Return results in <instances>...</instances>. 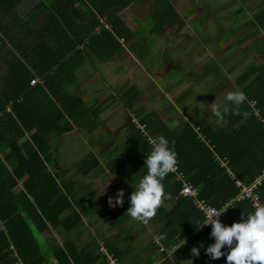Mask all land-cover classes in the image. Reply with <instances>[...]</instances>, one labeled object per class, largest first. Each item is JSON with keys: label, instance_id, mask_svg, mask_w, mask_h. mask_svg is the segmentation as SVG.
Wrapping results in <instances>:
<instances>
[{"label": "trees", "instance_id": "1", "mask_svg": "<svg viewBox=\"0 0 264 264\" xmlns=\"http://www.w3.org/2000/svg\"><path fill=\"white\" fill-rule=\"evenodd\" d=\"M239 1L235 11H241L250 4L249 14L253 16L250 29L246 26L243 28L249 35V40L244 41L247 56L251 53L259 56L258 60H247L246 69L232 79L247 99L234 107L225 106L228 111L223 114V119L212 115L213 108L196 112L194 116L189 115L188 120L181 119L178 122L177 131L169 130L167 125L163 129L156 127L150 113L137 111V117L129 110L137 121L145 125L146 133L136 126L128 111L125 127L129 135L127 153L134 163L131 165L137 182L147 171L144 163L146 154L151 151L150 141L163 135L174 147L178 169L199 187L200 195L217 208H222L224 202L238 192L233 176L247 183L264 169V0ZM64 2L69 3L68 0ZM96 2V5L101 2V6L105 5V0ZM235 2L231 0L227 5ZM0 6L5 4L0 3ZM96 8L100 15L105 14V6ZM72 12L69 17L71 20L60 30L51 27L54 15L52 19L49 17V23H38L37 19L29 22V29L23 32L28 33L27 36L20 33L11 41L13 48L9 51L12 52L1 55L0 131L7 134L4 141L7 140L9 154L0 157V264H111L105 253L98 250L97 239L94 242L91 239L88 242L84 240L81 244L79 236L84 229L82 217L95 211L92 206L96 201L91 205L81 203L84 198L77 196L79 190L69 188L58 172L49 170L47 162L51 148L47 134L50 130L63 133L74 125H80L78 118L81 115L78 117L72 111V102L69 100L72 94L75 95L69 85L76 77L77 68L83 66V60H90L92 56L95 63L98 59L109 58L114 50L120 53L124 50L120 38L126 40L129 35L118 32L116 36L111 32L108 23L114 25L115 17L112 22L97 19V16H94V21L88 22L87 19V22H82L78 18L73 20L74 16L79 15V10L72 6ZM207 12L204 8L202 15L207 17ZM215 25L213 22L210 28L207 27L204 40L206 37L209 40L213 38L208 48L214 55L220 48L227 49L223 53V57H227L231 54L230 49L238 50V45L232 40L227 41L229 37L222 41L216 33L219 28ZM218 25L221 28L219 22ZM75 26L82 27L81 36H71L76 33L73 31ZM1 40L5 44L4 39ZM241 61L240 57L224 70L214 64L210 73L223 77L237 68ZM210 62L207 61L206 65ZM32 79L37 81L32 84ZM208 79V86L217 80ZM132 89L134 92L137 90L135 86ZM206 97L205 94L201 96L202 100ZM225 107H221V110ZM65 115L68 119H65ZM31 129L35 130L34 148L29 150L19 139ZM101 151L103 156L110 152H105V149ZM217 156L225 159L224 167ZM109 164L113 163L110 161ZM113 169L111 167L109 171ZM25 174L20 188L14 190L18 178ZM162 183L165 192L171 194L163 202L171 205L167 207L162 203L159 207L160 222L156 235H163L164 238L158 241L165 247H171L187 236L185 246L191 244L200 249L199 255H193L195 264H226L225 256L213 260L204 251L214 240L210 236V224L197 226L200 222H206L203 211L195 208L189 198L178 197V200H174L180 182L171 172ZM258 193L260 201L264 203V182ZM124 199L130 201L129 196ZM252 210L249 200L236 201L222 211L219 219L230 225L247 218V213ZM53 232H58L61 242L46 237V234ZM179 248L177 253L184 250L183 245ZM106 250L117 259L115 252ZM160 251L165 257V252ZM51 256L55 258L54 263L50 260Z\"/></svg>", "mask_w": 264, "mask_h": 264}, {"label": "crops", "instance_id": "2", "mask_svg": "<svg viewBox=\"0 0 264 264\" xmlns=\"http://www.w3.org/2000/svg\"><path fill=\"white\" fill-rule=\"evenodd\" d=\"M64 1L62 3V0H0V3L5 4L3 7L0 6V64L2 60L1 55L12 52L11 50L9 51L10 48H13L11 41L15 37H18L20 33L27 36L28 33L25 34L23 32L29 27V22L37 19L38 23H45V21L46 23H49V17L51 18L52 15H54V17H52L53 19L51 18L53 20L51 27L53 26L55 30H60L67 21L71 20L69 17L71 13H73L72 6L79 10V15L74 16L73 20L78 18L82 22L83 20H86L87 22L88 19V22H91L94 16H97V19H106L107 22H112V18L115 17L116 21L114 22V25H110L111 23H108L111 32L116 36H118V32L125 34L128 33L129 38L126 40L120 38V41L124 46V50H121L120 53L119 50H114V54H112L109 58L96 60V62L102 64L103 67H94L96 62L94 63V59H92L94 57L92 56L90 57V60H83V66L77 68L75 73L76 77L69 85L71 92L75 95L72 94L69 100L72 102L70 104V106H72V111L78 115V117L81 115V117L78 118V121L80 120V125H74L70 120L71 124L74 125L71 130L63 133L50 130V133L47 134V141L50 144L49 147L51 148L47 166L52 172H58L61 180L69 187L70 182H67L69 170L66 172V168H63L65 164L61 163L62 153L60 150L61 146L64 144L63 141L67 136L78 132L81 133V131H79L80 128H87L86 132L91 133L89 130L94 127H105V135H107L105 137V142L103 140L101 143H97L101 145L96 150L101 151L105 149V151H107L111 149L110 152L105 153V158L111 160L113 157H117L121 154L119 152L121 149L116 145L118 144L117 142L112 141L110 136L113 133L118 132L124 137L125 143L128 142L127 138L129 135L126 133L125 128L127 126V110H132L137 117H139L136 113L137 111L140 113H148L147 108H149V110H159V107L157 106H153L152 109V104L156 101L154 96L160 95V98L164 100V97L166 96L168 99V91L172 87L182 86L179 90L180 95L175 99L176 105L174 108H171L170 106L172 111L183 112V116H179L177 118L178 122L181 118L188 120L190 116H194L197 113L202 112L203 110L198 107L196 108L195 106H192V108L189 109L188 105L191 106L197 100L192 99L194 96L193 94H197V90L193 89V87L194 85L197 86L199 81L207 80L209 78L208 73L212 74L210 73L212 67L206 65V62L211 61L213 65H217V62H215L214 53L207 47L206 44V40L210 45L213 41H210L207 37L206 40H202L200 36L204 34L206 35L207 27L210 28V23L213 22L208 19H203V17H205V15H202L206 6L205 0H187L186 6L181 5L182 0H105V10H103L105 13L104 15H100L96 8L97 6L98 8L104 7L101 6L102 2L101 4L98 3L96 5V1L98 0H68V4H65ZM10 5H13L14 7ZM175 5H179L180 9L176 8ZM137 7H143L141 17L138 16L140 13ZM184 10L186 11L183 13ZM150 14L153 15L154 20L157 22L152 28L149 27V23H146V25L144 24L145 26H142L143 23H138L143 16L149 17ZM83 15L85 19L83 18ZM194 21L198 24H191V22ZM214 21L217 20L215 19ZM216 25L220 28L217 23ZM73 31L76 33H72L71 36L82 35V27L80 26H75ZM212 31L213 33L215 32L214 30ZM148 33L154 37V40L150 41V43L155 46L150 47V45H147L148 42H146L144 38ZM1 39H4L5 44H3ZM222 51V48H220L217 50L216 55H219ZM224 52L226 51H223V53ZM153 53L157 54V56H154ZM183 55L184 57L182 58ZM145 56H148L145 60L148 67H144L142 65V58ZM188 66H191V70L188 69ZM101 70L105 71V75L101 72ZM103 76H105L104 79L107 83L104 88L102 87L104 91L101 92V90L98 89H100V86L104 83L102 81ZM141 77H145L147 80L143 81L141 80ZM210 78H215V76ZM200 83L202 84V82ZM185 85L189 87L186 88ZM119 86L120 89L125 87L126 92L132 91V87L135 86L137 89L135 94L138 96H133L130 100H128L126 96V104H123V108L120 109L116 118L113 117L115 111L114 99H117L119 94L114 93V90ZM148 88H150V95L144 96L148 94ZM150 96H152V98ZM209 96L203 100V97L201 98L200 96L199 100L205 102L210 98ZM144 97H148L149 99L144 100ZM142 100L146 103L145 109L140 106ZM190 100H194V102L188 103ZM168 101L172 102L173 100L171 99ZM164 103L167 108L166 110L168 111L169 105H167V101ZM149 113L152 115L151 112ZM160 118H164L163 115H161ZM65 119H68L67 115H65ZM171 125L173 126V123ZM178 128L179 126L176 127V129ZM34 129H36V127ZM34 129L26 131L19 139V142H24L27 146L26 148L29 150H31L32 147L34 148ZM86 132L81 133V138L85 140V143L87 142V139L84 137ZM4 138L7 139V134H3L0 131V157L2 158H4L5 154H9L8 143L7 140L4 141ZM42 145H44V142H42ZM111 152H117L118 154L113 156ZM106 163L104 164L105 166ZM101 164L102 163H99L98 161L95 162V159L93 158L84 165H79V167L83 169V173H88L89 175L94 168L98 167L99 169ZM131 166L132 165L126 168L116 165L117 174L119 173L121 177L118 184L121 186H119L118 189H113L111 184H106L107 181H105V192L108 190L106 194L107 196L110 195L116 197L118 190H123V202L121 204H114V206L112 205L109 208V211L111 209V211H114L115 215H119L120 212H126L127 208L130 206V201L127 202L124 198L128 196L130 197L131 192L135 190L136 183L133 180L135 171L134 169H131ZM77 172L78 171L73 169L71 187L69 188L74 189L73 180L77 181ZM128 172L129 177L126 178V174H128ZM25 176L26 174L21 178H18V183L14 187V190H18L20 188ZM89 189H92L94 193L99 194L97 189L92 187ZM84 190L85 189L83 188L81 189V191ZM178 199L179 198H177L176 194L174 196V200ZM107 201L109 202V200ZM108 202L106 204L111 205ZM165 203L166 202H163V204L167 207L171 205ZM122 204H124V207L121 210ZM261 204L264 203L261 201ZM251 205L253 206L252 203ZM158 211L159 208L157 209L156 214L146 223L147 228L150 229L152 235H149L148 238L143 237V239L140 234L137 235L134 232L132 236L137 237L134 244L126 241L128 239H126L125 234L123 235L122 233V235H120L119 233L114 232L111 234V232L109 233L111 229L107 230V233L105 234V247L106 249L115 252L117 256V259L115 260L117 263L119 259L121 260V257H124L128 251H131L132 245L136 246V254L138 255L137 260L142 264H149V261L152 260V257H154V254L152 253L154 249L152 247L153 244L156 245L160 251L159 248L163 246V244L154 240V235L158 232L160 222V213ZM125 215L126 216H123L124 219L130 218L127 213H125ZM143 224L145 223L143 222ZM109 236H111L109 242L112 245L107 242ZM59 239L60 240L56 239L58 243L61 242L60 236ZM187 240L188 238L185 236L180 242H178V244L171 246L173 248L171 250L166 248L169 246H163L165 250H168L169 257H163L162 259L166 258L165 261L161 259L162 261L160 260L155 264H165L168 259H170L169 262L180 264L182 261V257L180 255H182V253L186 255L185 256L183 254L185 256L184 261L190 260L189 262L191 263V260H193L195 256L192 253L194 246L187 244L188 246L186 247L185 242H187ZM97 241L99 246L104 243V241L98 238ZM154 241H156L157 244H155ZM182 245L184 246V252L182 251L177 253V251H180L179 247ZM201 258L203 257L201 256Z\"/></svg>", "mask_w": 264, "mask_h": 264}, {"label": "rangeland", "instance_id": "3", "mask_svg": "<svg viewBox=\"0 0 264 264\" xmlns=\"http://www.w3.org/2000/svg\"><path fill=\"white\" fill-rule=\"evenodd\" d=\"M180 1V0H179ZM178 1V3H179ZM186 1L187 0H182L181 5L182 6H186ZM231 0H205L206 6H205V10L208 11L207 13H209V15L205 18L203 17L204 20L208 19L210 21L221 25V28L218 29L217 25H215L217 27V31L216 33H218V37H220L222 39V41L226 40L227 37H229L227 39V41L232 40V42L238 45V50L234 49L232 51V49H230L231 54L227 55V57H223L222 53L223 51L227 50L224 48H222V52L219 55H214L215 56V62H217V66H220V68L222 70L226 69L229 65H231L232 63H234L235 61L239 60V58L241 57L242 61L238 64L237 68H234V70L227 75H223V77H218L216 78V76L214 74H208L209 78L210 77H214L217 79L215 82V84L213 85H209L208 86V81L207 80H202L198 82V85L193 87V89L197 90V94H193V98L192 99H197L195 102L194 100H190L188 103H193L191 106H189V109L192 108V106H195L196 108L198 107L201 110H209L211 108H213V104L219 105L220 107H225V106H232L234 107L236 104H234L231 101H228L225 99V96L228 92H235V91H240V87L237 84H234L232 79H234L235 77H238V75L244 71L246 69L245 65L247 60L249 59H256L258 60L259 56L257 53H251L250 56H247L248 51L246 53V45L244 44L245 40H249V35H246L245 30L243 29L245 26V28L250 29L251 26V21L253 20V16L251 14H249V9L251 7V5L249 4L248 7H243L242 10L240 11H235V8H237L238 4L240 3L239 0H236L235 3H233V5H227ZM176 8L180 9L179 5H175ZM138 8V7H137ZM139 10V15L141 17L142 15V11H143V7L138 8ZM186 10L183 11V13ZM237 15V16H236ZM161 18V17H160ZM217 21H214V20ZM144 20V21H142ZM237 21V22H236ZM213 22H211L210 24H212ZM139 24H142V26H145L146 23H149V27H153L155 23H157L154 20V17L152 14L149 15V17H145L143 16L139 22ZM197 25L198 23L191 22V24ZM145 24V25H144ZM248 25V26H247ZM232 27H234L235 29L232 30ZM147 29V28H146ZM149 30V29H147ZM236 30V31H235ZM235 31V32H234ZM201 39L204 40L205 38V34L204 35H200ZM154 37L148 33L147 36H145V41L148 42L147 45L150 47L151 46H155L154 44H151L150 41H153ZM251 38V37H250ZM213 38L210 39V41H212ZM207 47L209 46V43L206 41ZM230 44V42H229ZM200 46H201V42H200ZM231 46V44H230ZM240 46V47H239ZM245 46V47H243ZM154 56H157V54L153 53ZM204 55V54H203ZM209 55V54H207ZM184 57V55L182 56V58ZM223 57V58H222ZM142 58V57H141ZM148 58V56H145L142 58L143 62L142 65L144 67H148V64L145 62V60ZM203 59V58H202ZM196 65V64H195ZM209 67H214L215 65H213L211 62L208 64ZM94 67H103L102 64L97 63L95 64ZM152 67L154 68V66L152 65ZM189 67V68H188ZM187 68L189 70H191V66H188ZM101 72L104 73L105 75V71ZM188 74V73H187ZM105 76H103L102 81L104 82L101 86L100 89L104 91V87L106 85V81H105ZM124 79V78H123ZM156 79V78H155ZM141 80L145 81L147 80V78L145 77H141ZM108 81V80H107ZM110 81V80H109ZM202 82V84L200 83ZM186 88H188L189 86L185 85ZM103 87V88H102ZM182 86H174L172 87L169 91H168V99L166 98V96L164 97V99L160 98L159 96H154L155 98V102L152 104V109L153 106H157L159 107L158 109H154V110H149V108H147V112L149 114V112L152 113V120L155 123V126H160V129H163V127L165 125H167L169 127V129H173L175 131H177L176 127L178 124V117L179 116H183V112H175L172 111L171 108H174V106L176 105L175 99L178 98L179 94V90L181 89ZM117 89L114 90V93L119 94L117 99H114L115 102V111H114V116L116 117L118 112L120 111L121 108H123V104H126V96L127 99L130 100L133 96H138L137 94H135L134 91H130L128 94H126V89L125 87L120 89L119 87H116ZM151 88V87H150ZM147 90V95L144 96H149L150 95V91L149 89ZM202 94H205L207 96H209L210 98L208 100H206L205 102L200 101L199 97L202 96ZM214 94V95H213ZM152 98V96H150ZM144 100L149 99L148 97H144ZM167 99V100H166ZM173 100L172 102H169L168 100ZM165 101H167V105H169V109L168 111L166 110V106L164 105ZM230 102V103H229ZM163 103V104H162ZM164 105V106H163ZM141 108H146V103L142 102L140 103ZM187 108V107H186ZM182 109V108H181ZM128 111V110H127ZM129 113V111H128ZM134 113V112H133ZM129 115H131L129 113ZM163 115L164 118H160V116ZM172 115V116H171ZM117 118V117H116ZM182 119V118H181ZM105 120V119H104ZM173 123V126L171 125ZM81 133L82 132H86L87 128H80ZM91 133H85L84 137L87 139L85 143V140L82 139V135L81 133H74L72 135L67 136L64 141H63V145L61 146V153H62V161L61 163H64L65 166L63 168H66V172H68L69 170V174L67 177V182H70V186L71 187V179L73 177V169H75L77 172V181H74L73 187L74 189H80L77 196H81V198H84L81 203H87L86 205H91L93 202L96 201L95 205L92 206V208H95V211L93 212H88L85 214V217H82L83 220V225L84 229L81 230L80 233H83L82 235L79 236L81 244L84 240L88 241V240H93L94 239H100L105 242V234L107 233L108 229H111V231H109V233L114 232V233H119L120 235L125 234L126 236V241H129L130 243L134 244L136 242V238L132 236V234L135 232L137 235H141V237H145L148 238L149 235L151 236L152 233L150 231L149 228H147L146 223L143 224V222L141 221H137L134 218L130 217L127 219H124L123 216H126L125 213L127 212H120L119 215H115L114 211H109V208L114 204H115V197L110 196V195H106L108 190L105 192V181H107L106 184H111L113 189H118L119 186V181H120V175L119 173L117 174V169H116V165H119L121 167H130V165L133 163V161L129 158V154L127 153V148H126V144L124 141V137L122 136V134L116 132L113 133L110 138L112 139V141L117 142L118 144H116L117 146H119V148L121 150H119V152L121 154H119V156H115L118 153L117 152H111L113 154V157L111 160L106 159L105 155L103 156V151H99L96 150L98 149V147L101 144H97V143H101V141L104 140L105 142V137L107 135H105V127L99 126V127H94L91 130ZM92 147V149H91ZM104 150V149H103ZM111 150V149H110ZM108 151V150H107ZM106 152V151H105ZM97 159V161L101 164V167L98 169V167L94 168L93 171H91L88 175V173H83L82 172V168L79 167V165L81 164H85L87 162H89L91 159ZM119 158V159H118ZM112 162L113 164H109L107 165L108 162ZM107 162V163H106ZM106 163V166L104 165ZM134 164V163H133ZM111 167H114V169L112 171H109ZM131 169L133 168V165L131 166ZM103 172V174H102ZM125 176V175H124ZM129 177V172L128 174H126V178ZM114 180H113V179ZM125 178V179H126ZM116 179V180H115ZM133 180L135 181V183L137 182V177H136V173H134L133 175ZM90 187L95 188L98 190L99 194H96L93 192L92 189H89ZM85 189L84 191H81V189ZM106 195V198H105ZM113 198V203L111 205L106 204L109 200L110 197ZM109 203V202H108ZM124 207V204H122L121 206V210ZM71 231V229H70ZM76 231V230H74ZM73 232V229H72ZM70 232V233H72ZM58 232H53L52 234H46V237H50L51 241H54L56 239H59V236H57ZM108 233V234H109ZM156 241V234L154 235ZM111 236H109L108 241L110 239ZM83 238V240H82ZM144 239V238H143ZM62 240V238H61ZM122 241V240H121ZM135 241V242H134ZM156 241H154V243H156ZM85 242V241H84ZM110 243V242H109ZM111 244V243H110ZM112 245V244H111ZM152 247L154 248L152 253L154 254L152 257V260H150L149 264H155L158 261H160L163 256L164 253L159 251L158 248L156 247V245H152ZM159 247V246H158ZM168 248V247H166ZM169 250L173 249L172 247L168 248ZM155 251V253H154ZM167 254L165 255V257H169V252L168 250H166ZM184 252V251H183ZM184 253H182L183 255ZM180 255L182 257V261L180 262V264H195V260L196 258H194L193 260H191L192 262L190 263L189 261H184L185 260V256ZM156 257V258H155ZM193 257V256H192ZM138 255L136 254V246L132 245V249L131 251H128V253L124 256L121 257V260H118V264H142L140 262H138L137 260ZM155 258V259H154ZM50 260L52 263L55 262V258L53 256L50 257ZM170 259H168L166 261L165 264H174L172 262H169ZM45 264V263H43Z\"/></svg>", "mask_w": 264, "mask_h": 264}, {"label": "clouds", "instance_id": "4", "mask_svg": "<svg viewBox=\"0 0 264 264\" xmlns=\"http://www.w3.org/2000/svg\"><path fill=\"white\" fill-rule=\"evenodd\" d=\"M225 99L239 105L243 103L247 97L241 91H230L226 94ZM212 104V115L223 119V114L227 112L228 109L225 107L221 110L219 105ZM150 143L152 145L151 151L146 154L144 163L147 171L136 183L135 190L131 192L130 206L126 210L130 217L144 223H147L148 220L156 214L157 209L165 199L170 198L171 194L165 192L162 181L177 165L176 152L174 147L170 146L167 137L160 135L151 140ZM262 171L260 172L262 173ZM254 177L249 183L253 181ZM233 179L235 184L236 180L244 185L249 184L243 183L235 176H233ZM261 185L255 189V193L259 198V203L253 204V210L247 213V218L241 219L240 221H234L228 225L222 223L219 219L221 214L209 213L205 217L206 222H200L197 224V226L206 224L211 225L210 236L213 238L214 242L204 249L211 259L215 260L225 256L226 264H264V204H261L258 193V189ZM236 186L239 188V192L240 186L237 184ZM234 196L230 198H233ZM249 201L251 203V200ZM122 202L123 190H118L117 196L115 197V204H121ZM109 203H113V198H109ZM229 207L230 206H226L225 210ZM163 238L162 235L157 237V240ZM222 248H225V251H222ZM199 252L200 249L198 247L192 249L194 255H199ZM108 255L111 254L108 253ZM105 256H107L106 253ZM111 257L113 258L112 255ZM113 259L115 260V258ZM107 261L109 262L108 257Z\"/></svg>", "mask_w": 264, "mask_h": 264}, {"label": "built area", "instance_id": "5", "mask_svg": "<svg viewBox=\"0 0 264 264\" xmlns=\"http://www.w3.org/2000/svg\"><path fill=\"white\" fill-rule=\"evenodd\" d=\"M37 80L32 79L31 83L34 84ZM133 122L136 124L137 127L140 128V130L145 134V125L137 121V118L134 115H131ZM151 144V143H150ZM217 159L220 161V165L224 167L226 165V161L224 158H220L217 156ZM227 171L230 173V170L227 169ZM171 173L174 175V177L180 182V188L177 191V198H189L191 203L195 206V208L203 211L204 216L206 217L209 213H219L221 214L222 211H225L226 206H232L234 202L240 201V200H251V203H259L258 195L255 193V189L261 185V183L264 180V170L262 173L260 172L258 175H256L253 179V181L247 185L241 184L238 180H236V184L240 186V191L233 197L228 199L224 202V205L222 208H217L213 206L212 204H209L208 201L200 195V191L198 187L191 182L183 171L178 169V166L176 165L175 169L171 171ZM160 250L164 251L165 254H167L165 248L161 246L159 248ZM99 251L106 253L108 260L112 264H118L117 261H115L111 255H108L104 245L99 246Z\"/></svg>", "mask_w": 264, "mask_h": 264}]
</instances>
